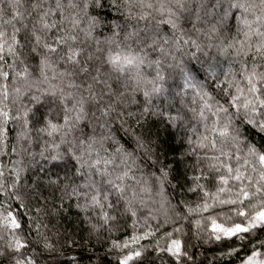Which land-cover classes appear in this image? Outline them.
I'll list each match as a JSON object with an SVG mask.
<instances>
[{
    "label": "snow or ice",
    "instance_id": "6c2138e0",
    "mask_svg": "<svg viewBox=\"0 0 264 264\" xmlns=\"http://www.w3.org/2000/svg\"><path fill=\"white\" fill-rule=\"evenodd\" d=\"M97 245L264 264V0H0V264Z\"/></svg>",
    "mask_w": 264,
    "mask_h": 264
},
{
    "label": "trees",
    "instance_id": "16d2710c",
    "mask_svg": "<svg viewBox=\"0 0 264 264\" xmlns=\"http://www.w3.org/2000/svg\"><path fill=\"white\" fill-rule=\"evenodd\" d=\"M161 150L165 156H171L173 150L175 153H179L180 146L174 137L167 131H161ZM204 250L207 255L211 256L215 250L214 245H205ZM75 253L82 261V264H96L97 258L103 261V264H116L115 254L106 253V246L97 245L92 252L87 249H73L70 250L69 255Z\"/></svg>",
    "mask_w": 264,
    "mask_h": 264
}]
</instances>
